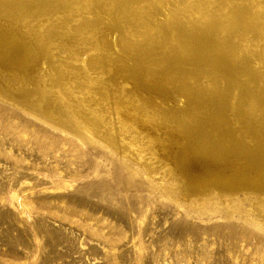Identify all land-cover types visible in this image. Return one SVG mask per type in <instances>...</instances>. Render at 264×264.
Here are the masks:
<instances>
[{
    "label": "rangeland",
    "instance_id": "obj_1",
    "mask_svg": "<svg viewBox=\"0 0 264 264\" xmlns=\"http://www.w3.org/2000/svg\"><path fill=\"white\" fill-rule=\"evenodd\" d=\"M70 3L0 0V50L9 41L21 55L0 62V264H264V233L235 211H264V162L237 150L264 148V56L226 35H260L264 0H87L74 12ZM185 20L208 21L187 61L172 47ZM159 27L173 43L147 42ZM56 71L111 124L116 145L90 135ZM210 85L224 107L199 98ZM190 152L237 184L187 190L180 157Z\"/></svg>",
    "mask_w": 264,
    "mask_h": 264
},
{
    "label": "bare ground",
    "instance_id": "obj_2",
    "mask_svg": "<svg viewBox=\"0 0 264 264\" xmlns=\"http://www.w3.org/2000/svg\"><path fill=\"white\" fill-rule=\"evenodd\" d=\"M177 1H179L180 3L191 4V2L196 1V0H177ZM106 2L112 3L113 0H106ZM86 3H87V0H71L70 7L68 8V10L70 12H74L75 10H77L82 5H85ZM227 16L230 19L231 17H233V12L231 11L228 12ZM154 17H156V15L150 16L147 19V22L143 25V27L146 25H150L149 23L153 22ZM207 25H208V21L201 22V23H196L194 22V20L181 21L179 25V33L181 34V45L179 49L171 45L174 49L173 54L177 52L178 55H181V57H184L182 58L183 60L185 59L184 61L193 60V57L196 56L197 51H195V49L194 50L191 49V43L195 41V38H196L194 37L195 34H199L201 31L203 32ZM257 28L259 29L258 32L260 33V35L257 34L251 37H243L242 33L240 32V29L237 27H234L233 31L226 32V35L230 37L231 39L233 38L236 46H239V48L243 50L244 52H253L254 47H256V48H260L259 51L264 56V16L261 19V25ZM89 33H90V30H88L85 26H81L76 30V34L80 37L88 36ZM156 33H153L154 34L153 38H146L147 42H152V44H158V45H161V43L163 42L165 43L169 41L173 43L172 38H170V36L165 37L163 35L162 28L159 27ZM5 44H6V48L8 49V51H5L3 49L0 50V62L5 66H8V64H10L11 66L18 64L21 59L20 51L18 50V48L16 49L13 44L9 43V41L4 42V45ZM127 45L130 48V50L132 49L133 52L138 53L136 55L144 54L146 55V57L150 56V53H151L150 49L148 51L147 49L146 50L144 49L145 44L142 46H139L135 43V40H128L126 42V46ZM10 48L11 50L9 51ZM6 53L12 54L13 57H11L12 55H10L8 59V56H5ZM186 54L189 57H187ZM254 54L256 55V52H254ZM241 55L242 53L238 57L239 60L241 59ZM75 68L76 67H74L73 65L67 66V69H69L68 73L73 75V77L75 76L74 75ZM54 74H55V80H56L55 83L60 86H63L65 90L63 91L60 86H57V87L62 90V93L64 94L67 100L70 99L72 106H73L72 108L74 110V113L76 114L77 117H79L86 124L87 128L89 129L88 132L90 133V135H97L99 137H102V139L106 140L108 143L110 142L116 145L117 144L116 141L118 140V135L111 133V124L108 123V121L105 120L104 118H101L102 116L100 113L92 111V109L89 108L88 104L85 101L80 102L73 97L72 90L74 89L73 91H75V89H78V88L76 87V85L73 86V89L71 88V84L74 82L70 84L69 81H67L68 77L66 78L65 72L56 71L54 72ZM62 78H64V80H62ZM210 87H212V89H209V91L206 90L205 92H201L202 94L200 95L201 97L199 98L205 99L209 97H214L216 100L222 103L224 94L221 93L217 87L212 86V85H210ZM185 90L187 91L189 98H191V87H188ZM193 96L194 95L192 94V97ZM222 105H223L222 107H224L223 103ZM248 106L250 107V105ZM252 111H253V108L250 107L249 112L251 113ZM77 141H81V139L77 138ZM88 142L93 143L91 138L88 139ZM259 145H262V144L259 143L257 147ZM237 150L242 155L251 156L252 158L254 156L258 162L260 163L264 162L263 160L264 148L263 147H259L257 151L256 150L254 151L251 149L246 150L241 147H238ZM255 152H257L258 154H255ZM180 161H181L182 168L184 169V173L188 175V180L186 184L187 190H189L190 188L194 186H197L198 185L197 182L200 180L205 181L207 184L211 182L225 183L223 185L224 187H227V184H230V183L237 184L238 174H236L235 172H229L228 168H222L220 170L217 168H212L208 170L207 167L203 163L200 164L196 156H194L193 154L191 155V152L189 156L187 157H185V155H183L182 157L181 155ZM192 170L193 172L195 170L197 171L196 175L193 177L191 174ZM135 177H136L135 173L131 171L130 169L126 168V181L128 182L127 183L128 187H133ZM197 178H200V179L198 180ZM253 209H254V218H251V217L247 218L246 216H244V213L241 207H238L237 205L235 206V211L238 213L240 218L243 219V221H245L247 224L254 227L255 229L259 230L260 232L264 233V211H259L255 207H253ZM215 210L217 213L221 212L222 210H224L223 205L219 203L218 205L215 206ZM225 213L227 214V216L231 214L229 210H226Z\"/></svg>",
    "mask_w": 264,
    "mask_h": 264
}]
</instances>
